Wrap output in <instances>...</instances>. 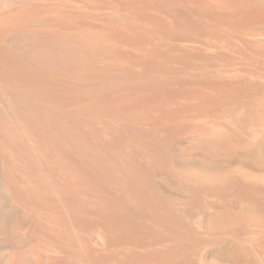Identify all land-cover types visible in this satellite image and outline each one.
Returning a JSON list of instances; mask_svg holds the SVG:
<instances>
[{
	"label": "bare ground",
	"instance_id": "obj_1",
	"mask_svg": "<svg viewBox=\"0 0 264 264\" xmlns=\"http://www.w3.org/2000/svg\"><path fill=\"white\" fill-rule=\"evenodd\" d=\"M263 146L264 0H0V264H264Z\"/></svg>",
	"mask_w": 264,
	"mask_h": 264
},
{
	"label": "rangeland",
	"instance_id": "obj_2",
	"mask_svg": "<svg viewBox=\"0 0 264 264\" xmlns=\"http://www.w3.org/2000/svg\"><path fill=\"white\" fill-rule=\"evenodd\" d=\"M262 152L264 153V146H263ZM223 250H224L223 248H216V249L210 250L208 252V257L210 256L212 258L215 256H219L223 252ZM238 260L243 264L249 263V257H247L246 255H243V254L238 255ZM227 264H230V263H227Z\"/></svg>",
	"mask_w": 264,
	"mask_h": 264
}]
</instances>
